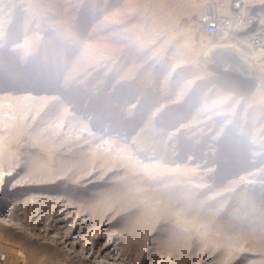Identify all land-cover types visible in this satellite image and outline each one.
Returning <instances> with one entry per match:
<instances>
[{"label": "rangeland", "instance_id": "rangeland-1", "mask_svg": "<svg viewBox=\"0 0 264 264\" xmlns=\"http://www.w3.org/2000/svg\"><path fill=\"white\" fill-rule=\"evenodd\" d=\"M234 1L222 0L225 5ZM202 4L0 0V71L27 78L22 91L0 89V187L16 191L15 214L27 228L23 233L0 223V264H14L12 250L19 260L20 252H34L35 260L26 264H87L83 254L68 258L61 245L48 240L58 226L68 229L76 216L77 223L86 219L82 230L94 245L114 231L120 242L128 243V255L142 264H247L239 260L246 253L259 257L250 264H264V249L254 251L240 237L223 241L220 231L229 228L227 214L201 236L195 219L205 211L186 210L190 202L240 209L232 191L243 183L240 174L254 169L262 171L258 192L264 187V161L253 157L259 151L254 141L264 140V49L240 45L232 33L209 39L194 25ZM245 8L252 16L264 8V0H245ZM261 24L256 21L250 32L264 29ZM15 32L18 37L9 40ZM232 47L242 59L220 53ZM219 63L245 73V80L240 74L231 79L239 89L213 79ZM247 82L253 88L243 91ZM138 97L137 121L132 123L125 107ZM156 107H161L164 123L150 125ZM109 113L115 115L99 121ZM88 120L92 133L100 136L85 132L82 123ZM117 120L115 128L103 132ZM189 155L210 160L205 171L197 164L190 167ZM238 155L246 167L224 174L223 161ZM219 176L218 184L203 185ZM155 179H164L166 186L184 184L185 199L162 203L151 214L131 198V191ZM180 205L186 225L181 228L174 219ZM35 214L40 222L32 219ZM64 214L66 222L59 225L55 220ZM94 231L98 233L91 238ZM20 239L26 245L16 244Z\"/></svg>", "mask_w": 264, "mask_h": 264}, {"label": "bare ground", "instance_id": "bare-ground-1", "mask_svg": "<svg viewBox=\"0 0 264 264\" xmlns=\"http://www.w3.org/2000/svg\"><path fill=\"white\" fill-rule=\"evenodd\" d=\"M252 14L253 15H252L251 22L254 23L253 27H252V24H250V27L246 29L245 32H243V30L236 31L235 29L234 30L230 29L229 31H226V33L234 34V37L237 40V43L239 44L241 43L242 45H246L249 47L256 46L259 49H264V29L258 28L250 32L254 28L256 21L264 23V19L261 18L262 16H264V8L257 9L253 11ZM261 26L262 28H264V24H261ZM17 37H18V34L15 32L12 34L11 37H9V40L16 39ZM220 53L221 54L226 53L231 57H235V59L236 58L242 59V57H240L241 54L239 53L238 49L235 47L225 48L224 50H220ZM219 62L221 61L219 60ZM226 64L225 65L223 63L218 64V71H217L218 73L217 75L213 77V79L216 80L220 84L230 86L233 90H237L239 89L238 86H236V83L232 81L231 79L232 77L236 75L238 76L240 74V77H242L245 80V75H244L245 73L244 74L241 73L240 71H238L239 69L236 70L233 68V70H231L228 68L229 66H227ZM26 81H27V78L25 76H18V75L17 76H4V71H0V89H7V90H12V89L18 90L19 89V91H22L23 90L22 87H24V84ZM34 83H36V80H34ZM253 85L254 84L252 82H247L241 89L243 91H249L253 88ZM49 87L50 85L43 86L44 89H47ZM41 88L32 87L31 89L33 90V89H41ZM125 99L126 97L123 96L119 98L118 101H123ZM141 99L142 98L138 97L135 101H133L132 103H130L129 105L125 107L126 109L125 116H131V119L127 118L129 119L128 120L129 122L135 123L137 121V118L135 117L138 116L137 110L140 107ZM160 108L161 107L155 108L154 115H152L151 119L148 121L150 125H154L155 123H159V124L164 123L163 122L164 120H162V116L158 114V111ZM114 115L115 114H110V113L104 114L99 118V121L103 120L104 118L105 119L111 118ZM117 117L118 115H116V118ZM117 122L118 120L115 122H110V123L107 122L108 124L104 127L103 132L107 130H111V128L107 129L108 126L115 128L118 124ZM91 123L92 121L88 120L87 122H83L82 126L85 132L89 136H91L92 138H96L97 135L98 136L100 135L92 133ZM169 123H170L169 120L165 121V124L167 126L169 125ZM120 130L125 131L123 126H121ZM121 134L124 135V133H121ZM123 135H119V138L120 139L123 138ZM101 136H104V135L101 134ZM253 145L259 148V151L255 152V155H253L254 158H257V161L255 162L264 161V140L256 139ZM196 150H197L196 147L193 148V151H196ZM192 154H195V152H193ZM229 156H232V154ZM209 162L210 160H208L207 158L203 160L202 162H200L198 161V158L196 157L193 158L192 155L187 156V163L190 164V167L193 164H197L198 169L201 171H205ZM251 162H254V161H251ZM244 167L246 166L245 164L242 163L241 155H238L236 160L234 161L230 159H226L225 161H223L222 170L224 174H226V173L231 172L232 169L240 170V169H243ZM261 172H262L261 169H254L250 171L249 173L240 174V177L242 178L241 180H243L242 185L241 186L239 185L240 187L237 189H234L235 187L232 188L234 189L232 191V196H234L233 202L239 203L240 205V209L235 208L237 211L235 210L234 212H231V209H232V208L230 209L231 205L227 207V205H224L218 202L216 204L217 207L214 209H211L210 207L206 205H202V203L200 205H196L193 202H190V204H188L189 207H187L186 210L189 212L197 213L198 211L200 212L201 210H203V212L205 211L204 214L206 215L202 216L201 214V216L200 215L196 216V219H195L197 225H199L201 228V232H200L201 236H204L207 233H209L211 231V226L214 224V222H216V220L221 214L225 213L227 214L226 220L229 224V228L227 231H223V232L219 230L221 234L223 235V241L225 243L227 244H229L230 242L232 243L237 238L240 237L243 239L242 241L249 242V245L254 249V251L264 249V187H262L261 192L260 191L258 192L257 190V186L259 184H262L260 183L262 179ZM221 177L222 176H219L218 178H215L214 180L213 179L205 180L203 182V185L207 184L208 187H211L215 185L216 183L218 184L221 181ZM166 182L167 181H164V179L163 180L155 179L152 181H147L144 184L139 185L138 187L136 186V190L134 189V191L133 190L131 191V198L134 199L139 204H142V206H147L151 214L155 210V208L159 205H162V203L165 205H168L170 203L175 204L177 201H183L188 191V190H185L186 189L184 188L185 185L179 184L177 186H166ZM188 184L191 185V183H187V185ZM125 189H127V187ZM15 192L16 191L14 189L5 188V186L0 187V223L5 226L15 227L16 229H19L21 232L27 233V228H25L23 223L20 221V219L15 214V208L18 205V202H15L16 200L14 199V195L16 194ZM124 198L125 196L123 195L118 196V199L121 202L122 206H126L127 204ZM4 202H8L9 207L4 206V204L2 206L1 204ZM223 209H225V211ZM181 210H182V205H180L174 211V219H175L176 225L179 226L180 228L186 227V225L184 224L182 220L183 217H181V212H180ZM187 215H189V213H187ZM66 217H67V214L58 216L55 221L59 225H62L63 223L66 222ZM40 218L41 216L39 214L37 215L35 214V216L32 219L35 222H40L39 221ZM75 219H77V216L75 217ZM75 219L73 222H71L68 229H66L65 231L58 230L62 228V226H58L55 230L53 229L54 230L53 235L48 236L49 241L58 243L59 245H61V249H65L67 253L64 256L69 258L68 255H70L71 253L76 257L78 256V252H79V254H83L82 257L85 260V263L87 264H142V262H140L139 260L135 261L133 260L132 257H130V255H128L127 247H126L128 246V243L126 242L125 239L124 241L120 242L119 240L120 235L118 236L117 233L112 231L109 235H107L108 237L103 242L99 243V245L96 246L94 245L95 243L90 238H87V234H86L87 232L82 230L86 226V219L84 218V216L79 219L78 223L77 221H75ZM97 233L98 231L95 233V235H91L90 237L91 238L92 236L95 237ZM16 244L26 245V242L20 239L17 241ZM7 247L8 246H4L3 248L9 249ZM32 253L35 254L34 252ZM33 254H29V255L27 254V256H23L22 253L20 252L19 256H22L23 260H19L18 255L14 253L13 250L12 252L9 253L11 257H14L13 259L14 261L12 260L14 264H23V263L26 264V261L29 262L34 259ZM246 255L247 256L239 257V260L245 261L247 264H250V263H253L254 261L257 262L259 258L254 253H246ZM78 260L80 259L78 258ZM67 261L66 262L65 261L56 262V264H72L71 262H67ZM260 261L264 262L262 260ZM153 263H154L153 260L148 262V264H153ZM174 264H178V263L175 262Z\"/></svg>", "mask_w": 264, "mask_h": 264}, {"label": "built area", "instance_id": "built-area-1", "mask_svg": "<svg viewBox=\"0 0 264 264\" xmlns=\"http://www.w3.org/2000/svg\"><path fill=\"white\" fill-rule=\"evenodd\" d=\"M202 11L194 25L211 40L231 30H246L252 24V16L245 13V0H236L225 5L222 0H201ZM242 28V29H241Z\"/></svg>", "mask_w": 264, "mask_h": 264}]
</instances>
